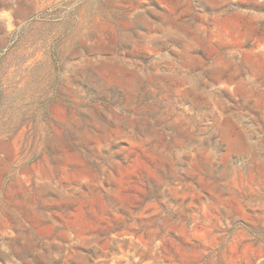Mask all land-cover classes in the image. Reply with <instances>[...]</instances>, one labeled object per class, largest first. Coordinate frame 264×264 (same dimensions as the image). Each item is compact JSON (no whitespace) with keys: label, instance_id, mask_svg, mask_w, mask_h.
<instances>
[{"label":"rangeland","instance_id":"rangeland-1","mask_svg":"<svg viewBox=\"0 0 264 264\" xmlns=\"http://www.w3.org/2000/svg\"><path fill=\"white\" fill-rule=\"evenodd\" d=\"M0 264H264V0H0Z\"/></svg>","mask_w":264,"mask_h":264}]
</instances>
